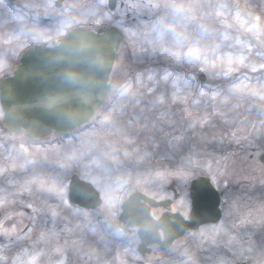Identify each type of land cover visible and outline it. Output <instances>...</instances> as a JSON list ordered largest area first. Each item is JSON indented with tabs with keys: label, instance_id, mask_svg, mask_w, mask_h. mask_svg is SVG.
I'll list each match as a JSON object with an SVG mask.
<instances>
[{
	"label": "flooded vegetation",
	"instance_id": "obj_1",
	"mask_svg": "<svg viewBox=\"0 0 264 264\" xmlns=\"http://www.w3.org/2000/svg\"><path fill=\"white\" fill-rule=\"evenodd\" d=\"M201 1L114 0L111 6L110 0H0V80L13 74L20 56L31 46H56L76 27L94 31L114 27L123 34V41L110 77L113 93L138 83H146L153 95L159 92L155 85L160 81L167 82V91L172 82L197 83L200 65L190 68V59L183 56L201 28L206 12ZM209 13L216 18L213 4ZM78 15L84 18L74 24ZM193 31V41L185 39ZM175 39H179L174 42L179 59L160 53L146 60L123 55L125 51L131 55L134 46L143 48L149 43L157 48ZM123 58L126 63L121 62ZM3 116L0 101V232L7 229L0 235V255H19L20 264H251L242 253L253 242L258 264L264 261L262 233H252L254 224L263 230L262 144L225 146L220 152L224 161L214 170L217 180L204 169L201 157L190 156L188 161L161 157L150 163L149 175L139 178L136 171L128 177L119 175L116 180L123 184L103 192L85 178L78 160L51 152L63 151L72 134L32 139L25 131L11 132L1 121ZM99 178L102 184L110 180ZM198 178H208L217 191L218 216L178 234L179 227L190 220L192 183ZM74 179L89 182L94 189L81 185L71 192ZM39 181L45 182L44 188ZM53 185L61 188V195L46 190ZM78 195L89 203L73 201L71 197ZM129 198L135 200L133 213L142 210L149 216L144 230L137 218L122 220ZM29 203L36 212L27 207Z\"/></svg>",
	"mask_w": 264,
	"mask_h": 264
},
{
	"label": "rangeland",
	"instance_id": "obj_2",
	"mask_svg": "<svg viewBox=\"0 0 264 264\" xmlns=\"http://www.w3.org/2000/svg\"><path fill=\"white\" fill-rule=\"evenodd\" d=\"M105 1L100 0L102 3ZM181 1L185 4L189 2ZM201 2L202 10L206 9V12L201 19L200 31H195V43L190 47L199 49L201 58L195 59L196 63L191 59L189 67L200 65V69L207 68L202 71L207 77L206 84L200 83L199 86L198 81L172 82L167 91V82L160 81L154 84L159 90L155 95L147 92L146 83H138L137 87L125 86L123 90L116 91L109 102L110 108H105L98 118L100 127L93 129L94 123L90 126L92 129L75 130L67 138L63 151H51L59 157L64 153L62 156L78 160L85 178L96 183L103 192L123 184L116 180L119 175L128 177L135 174L134 171L139 178L149 175L152 173L150 163L161 157L181 161H188L190 156L201 157L204 169L217 180L214 170L224 161L220 152L224 151L225 146L233 148L236 144L255 142L264 147V100L260 99L264 95V69L260 67L264 63V0ZM211 4L217 15L213 19L209 13ZM102 16L106 20L105 15ZM83 18V15H78L73 23H81ZM193 35L194 31L185 39L193 41ZM178 40L157 48L149 43L143 48L134 46L131 55L126 51L123 55L139 60L152 59L159 53L165 54L162 51L164 48L177 52L179 47L174 42ZM24 47L25 44H21V49ZM188 51L183 57L189 59ZM229 54L233 60L231 67L239 71L224 76L221 73L229 67ZM241 55L245 56L244 65L239 63ZM205 58L209 65L203 63ZM121 62H124V58ZM211 63L217 67L212 68ZM253 65L257 68L256 72H252ZM116 67L119 69L121 63ZM122 70L116 73L121 74ZM231 81L240 83L242 90L231 94L221 91L220 96H211L212 92L218 90L217 86L230 87ZM253 91L257 95H252ZM100 176L110 180L102 184ZM80 186V183H74L72 192ZM261 221L263 230L259 231L258 225L254 224L252 233H262L264 238V218ZM254 244H257V239ZM257 252L252 242L243 249L242 254H246V260L251 264H258L260 257Z\"/></svg>",
	"mask_w": 264,
	"mask_h": 264
},
{
	"label": "water",
	"instance_id": "obj_3",
	"mask_svg": "<svg viewBox=\"0 0 264 264\" xmlns=\"http://www.w3.org/2000/svg\"><path fill=\"white\" fill-rule=\"evenodd\" d=\"M113 2L110 0L111 6ZM122 37L116 28L94 32L78 27L54 47L37 45L26 50L13 75L0 81L4 124L10 131L25 130L36 138L52 132L68 135L88 123L111 94L109 79ZM192 190L191 219L180 226L178 234L217 215L218 200H214L209 179L193 181ZM75 200L89 203L81 195ZM132 201L125 202L123 220L131 218ZM135 213L144 230L148 214Z\"/></svg>",
	"mask_w": 264,
	"mask_h": 264
},
{
	"label": "snow or ice",
	"instance_id": "obj_4",
	"mask_svg": "<svg viewBox=\"0 0 264 264\" xmlns=\"http://www.w3.org/2000/svg\"><path fill=\"white\" fill-rule=\"evenodd\" d=\"M237 19H239V17H237ZM257 19H259V17H257ZM249 31H252V29H249ZM162 51L165 53V54H168V55H171L172 57L176 58V59H179L180 58V53L179 52H175V51H170L169 49L167 48H164L162 49ZM187 56L189 57V59H196V60H199L201 58V54H200V51L199 49H196V48H192L188 51L187 53ZM244 61H245V56L244 55H241L239 57V63L240 65H244ZM203 63L205 65H209V61L205 58ZM233 63V60H232V56L231 54H229V57H228V65L229 67L224 70L221 74L224 75V76H229L231 75L233 72H237L239 71V69L237 68H232L231 67V64ZM212 68H216L217 65L215 63H211L210 65ZM261 69H264V63H262L260 65ZM207 68H201V71H206ZM257 71V68L253 65L252 66V72H256ZM167 79V77H165ZM244 79V78H243ZM218 90L217 91H214L211 93V96L213 98H216L218 96L221 95V91H226L227 93L231 94V93H234L238 90H242L241 89V84L240 83H236L235 81H231L230 82V87H224V86H217ZM201 95L203 96L204 93H201ZM252 95H257V93L255 91L252 92ZM179 97H174V99H178ZM225 99H227V97H225ZM260 99L261 100H264V95H261L260 96ZM31 163V162H30ZM29 184H33V183H36V181H28ZM40 183V186L42 188L45 187V182L44 181H39ZM47 191L49 192H55L57 195H61V188H57L55 185L53 186H50V187H47L46 188ZM25 191H27V189H25ZM27 207L28 208H31L33 210V212H36L37 209L33 207V204L29 203L27 204ZM52 216H56V212L53 211L52 212ZM7 229H4L3 232H6ZM13 232L16 231L15 228L12 229ZM3 232H0V235H3ZM43 238V237H42ZM0 264H20V256L19 255H16L12 258H9L7 256H4V255H0Z\"/></svg>",
	"mask_w": 264,
	"mask_h": 264
}]
</instances>
